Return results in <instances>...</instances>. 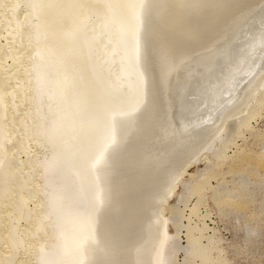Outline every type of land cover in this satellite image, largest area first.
Instances as JSON below:
<instances>
[{"label": "bare ground", "instance_id": "bare-ground-1", "mask_svg": "<svg viewBox=\"0 0 264 264\" xmlns=\"http://www.w3.org/2000/svg\"><path fill=\"white\" fill-rule=\"evenodd\" d=\"M262 109L264 0H0V264H171L172 196L184 264H226L198 207L250 205L210 181L264 173L225 153Z\"/></svg>", "mask_w": 264, "mask_h": 264}, {"label": "rangeland", "instance_id": "rangeland-1", "mask_svg": "<svg viewBox=\"0 0 264 264\" xmlns=\"http://www.w3.org/2000/svg\"><path fill=\"white\" fill-rule=\"evenodd\" d=\"M237 131L238 133L236 135L234 134L233 138L231 139L232 145H230L228 147L229 149L227 148L225 152L229 157H232L234 155L233 153H236L235 151H238L239 148H245L247 151H252L253 153H260V148L264 146V109L260 111L257 110L256 116L250 120L249 124L241 129H238ZM257 134H261L260 136L263 135V137H260V139L257 137L255 138ZM21 158L24 159V156L21 155ZM214 160L215 159L213 157L206 161L200 159L199 162L194 163L190 166V168L187 169L186 173L182 176V179L184 181L188 180L189 176L193 175L196 171H203L206 167L213 165ZM227 162H229V160ZM227 162L224 164L225 166H221L223 168H219L221 172H224V174L219 176V178L216 180H211L210 185L212 187H216V184L222 183L223 185L219 188V192L223 194H226L239 185H243L245 191L248 194L247 195L245 193L248 199H246V197L244 201L248 202L250 205H247V209L245 208L246 210L244 209L237 212L231 210L227 206L216 207L212 198L215 193H212L209 190L203 192L201 196L203 199L200 202L201 204L199 205L198 210L199 216L205 217L203 221L208 227V231H205L204 236L209 237L213 234L211 232L215 231L217 234V236L216 234L215 236L221 239L222 243H220L219 246L221 245V247L224 249L221 257L226 262V264H264L263 169L259 170V172H256L259 173V175L254 173L255 176L250 177V179L247 178V173L245 171H243V175L242 173L228 175L226 174ZM253 192L254 194H252ZM174 193L176 195L182 193L181 184L176 185ZM252 195L253 197H251ZM196 202L197 197H191L188 199V202H186V208H184L183 204H178L176 197L172 196L169 198L168 205L177 206L180 211H177L173 214L167 210L164 212V217L170 220L167 228L168 233L174 234L172 226L178 223L183 227L188 225V223L191 226H193L195 223H199L198 225L201 226V222H198V220L194 217H191L189 222L187 221L189 209H191L196 204ZM29 205L31 206V204ZM183 227L180 229L178 240L174 242L175 246H177L180 251L177 253V259L172 261L171 264H184L183 252L181 249L186 246V238L185 229ZM246 237H256L257 242L255 241L254 245H252V248H250L251 245L246 246V244H244V239ZM201 243L203 245L206 244V240L202 239ZM214 256L215 254H213V257ZM20 258L21 257H19V259Z\"/></svg>", "mask_w": 264, "mask_h": 264}, {"label": "water", "instance_id": "water-1", "mask_svg": "<svg viewBox=\"0 0 264 264\" xmlns=\"http://www.w3.org/2000/svg\"><path fill=\"white\" fill-rule=\"evenodd\" d=\"M126 47L129 49L130 54H132L133 53V50H132L131 44L130 43H127ZM127 55H129V52L128 51H127ZM124 56H125V54H124Z\"/></svg>", "mask_w": 264, "mask_h": 264}]
</instances>
